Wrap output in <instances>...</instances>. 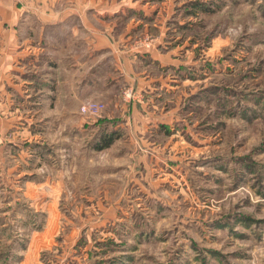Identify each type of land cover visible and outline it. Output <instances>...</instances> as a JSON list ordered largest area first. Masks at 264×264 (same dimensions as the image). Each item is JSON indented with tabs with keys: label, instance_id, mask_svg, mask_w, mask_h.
I'll return each mask as SVG.
<instances>
[{
	"label": "rangeland",
	"instance_id": "rangeland-1",
	"mask_svg": "<svg viewBox=\"0 0 264 264\" xmlns=\"http://www.w3.org/2000/svg\"><path fill=\"white\" fill-rule=\"evenodd\" d=\"M84 3L129 67L0 90V264H264V0Z\"/></svg>",
	"mask_w": 264,
	"mask_h": 264
},
{
	"label": "crops",
	"instance_id": "crops-1",
	"mask_svg": "<svg viewBox=\"0 0 264 264\" xmlns=\"http://www.w3.org/2000/svg\"><path fill=\"white\" fill-rule=\"evenodd\" d=\"M84 2L0 0V90L8 82L17 86L21 73H25L23 83H31L29 75L42 68L45 75L37 77L43 85L40 94H46V100H65L72 89L74 96L83 99L84 87L100 81L104 87L112 86L119 72L126 76L128 56L119 47L115 32L108 28L115 15L89 21ZM37 58L36 66L32 60ZM100 64L105 67L101 77L95 74ZM14 74L17 79L13 81L10 75Z\"/></svg>",
	"mask_w": 264,
	"mask_h": 264
},
{
	"label": "built area",
	"instance_id": "built-area-1",
	"mask_svg": "<svg viewBox=\"0 0 264 264\" xmlns=\"http://www.w3.org/2000/svg\"><path fill=\"white\" fill-rule=\"evenodd\" d=\"M130 95H128L129 97ZM105 109V105L102 102H96L92 100L85 101L79 107V113L83 116L100 117Z\"/></svg>",
	"mask_w": 264,
	"mask_h": 264
},
{
	"label": "trees",
	"instance_id": "trees-1",
	"mask_svg": "<svg viewBox=\"0 0 264 264\" xmlns=\"http://www.w3.org/2000/svg\"><path fill=\"white\" fill-rule=\"evenodd\" d=\"M190 5H198V3H192ZM28 78H32L34 80V87L36 88L35 90H38V87H42L43 85H40L39 84V78L37 76H35L34 74H31L29 75ZM114 134L113 133H110L108 135H103L100 139H99V142H98V145H97V150H103V149H106L108 148L112 142L116 139V136L114 137L113 136ZM0 258L2 259V257L0 256Z\"/></svg>",
	"mask_w": 264,
	"mask_h": 264
}]
</instances>
